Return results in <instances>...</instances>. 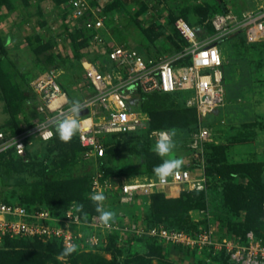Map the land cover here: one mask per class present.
I'll return each mask as SVG.
<instances>
[{"label": "trees", "instance_id": "1", "mask_svg": "<svg viewBox=\"0 0 264 264\" xmlns=\"http://www.w3.org/2000/svg\"><path fill=\"white\" fill-rule=\"evenodd\" d=\"M52 7L59 13L61 6H64L67 0H49ZM137 0H111L109 3H103V0H89L91 6H100L103 19V27L107 32H100L103 40L102 46L91 52V58L86 54L78 52L77 47L88 49L91 32L84 30L79 26L68 27L66 18L69 10L64 8L60 12V36L64 42L70 46L73 59H68L54 49L55 42L39 43L35 53L41 56L45 69L60 70L64 72V64L67 63L70 68V74L75 73L76 82L82 85L81 92L85 97L93 95L92 88L83 79L82 61L95 63L102 72L107 68L106 53L110 47H107L105 41L109 36L117 45L127 48L137 47V51L144 61L157 60L162 58L160 53H151L148 44L139 37L134 29L139 28L138 18L147 10L142 2L136 4V10L130 14L126 11L129 21L126 25H114L109 17L111 12L124 10L125 6ZM0 7H8L7 0H0ZM191 11L198 17L197 23L205 30L208 36L212 35L213 30L205 21L215 14H223L227 9L220 1L215 2L213 6L189 5ZM186 9V8H185ZM180 10L175 15H168L167 26L170 28L171 35H166V39L173 47L169 52L170 56L182 52L187 43L177 34L173 23L177 19H182L192 30V25L186 21V10ZM125 12V10H124ZM57 13V14H58ZM238 13V12H237ZM42 26V24H40ZM148 29H152L151 23ZM229 38L240 39L245 45H264V43L246 44L241 34H235ZM201 40V39H199ZM5 43L0 38V69L2 59L5 57ZM133 49V48H132ZM90 50V49H88ZM142 54H141V53ZM221 55V51L219 50ZM70 60V61H69ZM189 65V58L184 57L173 61V67ZM49 70V71H50ZM8 82L16 85H23L19 79L22 77L14 69L8 72ZM61 76V75H59ZM58 81V78L56 82ZM13 86V85H12ZM18 87V86H17ZM2 89V87L0 86ZM68 104L71 101L70 96L65 91ZM186 91H178L170 94L150 93L143 94L135 91L128 104L132 110H137L147 116L146 128L136 132L110 136L101 141L103 155L95 161H87L92 164L93 170L86 177H68L62 179H47V172L57 164V158L63 156L81 157V148L76 139L73 138L65 143L59 140L55 133V124L51 127L53 133L51 139L47 142L34 141L30 147H25L24 155L18 157L12 149L0 153V199L6 204H18L26 210L46 209L51 215L60 216L76 201L84 205L83 212H73L79 217L82 223H88L92 216L98 215L95 211V205L89 199L90 179L94 173H101V179H113L120 183L125 175H117L113 171V161L122 153L130 154L136 157L133 165L132 174L136 177L154 178L153 168L162 163L161 157H158L153 151L154 141L148 137L151 131L175 130L185 132V142L188 145L190 136L197 129V116L194 108L184 106ZM177 96L180 98L179 106H169L166 101L169 97ZM4 111L9 116V121L0 126V131L7 127H12L10 132H3L6 138L19 134L26 128L21 129L15 123L10 97L3 96ZM43 116L39 115V120ZM31 127V126H30ZM184 142V144H185ZM184 145V151L192 152L187 145ZM45 152L43 158H37V151ZM182 149V148H181ZM37 152V153H36ZM86 161V160H85ZM192 166L200 171L206 179V191H180L176 195L165 192H156L147 196H135L130 204H119L118 192L110 191L106 194L111 196L113 202L118 204V210L123 213L118 215L114 222L122 223V217L127 218L129 223L138 224L145 229L161 226L165 229L184 231L194 233L198 229L205 227L206 219L202 218L201 223H192L189 219V213L203 210L208 206L210 222L213 224L220 220L225 224L226 232L229 234L218 235L217 238L229 235L243 236L247 232L255 236L264 238V226L259 218L261 214L260 206L264 202V182L262 181V163L255 162L250 164H221L213 167H201L200 163L192 157L191 162H187L180 170H192ZM25 167H32L35 170L29 179H20L15 177V182L9 179L13 174H20ZM190 174V172H189ZM128 177V176H127ZM237 179L244 180L245 185L240 186L235 183ZM11 187V188H10ZM108 199V198H107ZM119 212V211H118ZM84 213H87V220H84ZM122 215V216H121ZM126 238L127 241L143 243L145 253L132 254L130 258L122 263L113 260L107 261L102 256L91 252L77 251L68 257L67 260H59V255L63 248L57 241L42 242L38 239H7L0 242V264H152V259H156V264H170L163 260L165 255L164 247L169 246L155 239L142 236L136 237L131 233H109L105 235L106 248L116 247ZM100 246V245H99ZM171 246V245H170ZM177 247V246H174ZM181 248V247H177ZM184 249V248H181ZM187 250V249H185ZM190 251V250H187ZM194 257V264H231L222 253L210 255L206 251L190 252Z\"/></svg>", "mask_w": 264, "mask_h": 264}, {"label": "built area", "instance_id": "2", "mask_svg": "<svg viewBox=\"0 0 264 264\" xmlns=\"http://www.w3.org/2000/svg\"><path fill=\"white\" fill-rule=\"evenodd\" d=\"M64 8L69 10L67 19L72 26L91 32L88 49H99L103 44L100 32L104 31L101 7L91 6L89 0H67ZM205 23L209 24L213 33L197 40L194 31L182 19L174 21V29L187 46L173 59L162 57L144 61L134 49L114 45L106 53L109 65L104 71L100 72L95 63L81 62L82 77L93 90L92 96L80 100L86 111L81 118L91 120L76 133L82 159L95 161L101 158V141L110 136L146 128L147 116L132 110L128 104L135 91L143 94L191 92V96L184 100V106L195 109L198 123L187 147L192 151L193 158L201 157L202 143L209 137L210 131L200 126V122L208 113L222 106L225 97L222 59L217 43L235 34H241L246 44L264 43V1L253 11L235 13L227 10L223 14L212 15ZM185 56L189 58V65L172 66L173 61ZM60 74V70H50L33 81L32 88L39 99L37 110L43 118L12 137L6 138L0 131V153L12 149L16 156L22 157L25 147H30L34 141L47 142L51 139L52 136L45 138V134L52 132L57 116L68 108L67 96L56 82ZM154 132L159 131H151L148 137L155 142ZM199 162L204 167L202 160ZM169 186L182 187L181 191L205 192L206 179L202 173L200 177L192 178L187 170H179V174L170 176L165 184H160L155 177L121 178L118 183L112 178L101 179V173L96 172L90 179L89 192H118L119 204H130L135 196L163 192ZM260 210L259 220L264 226V202ZM197 212L206 219L205 227L187 233L161 226L145 229L129 223L126 218L120 224L113 222L110 227H104L98 215L92 216L88 223H82L73 212V207L55 216L46 209L26 210L0 199V242L4 238L38 239L44 243L57 241L62 248L67 243L77 247H96L106 243V234L126 232L190 251H206L210 255L222 253L231 264H264V238L258 239L251 232L241 237L217 238L216 230L209 221L208 206Z\"/></svg>", "mask_w": 264, "mask_h": 264}, {"label": "rangeland", "instance_id": "3", "mask_svg": "<svg viewBox=\"0 0 264 264\" xmlns=\"http://www.w3.org/2000/svg\"><path fill=\"white\" fill-rule=\"evenodd\" d=\"M110 1L103 0V3H109ZM218 1L227 10L237 13L253 11L264 0H137V2L135 1L125 6V12L124 10H116L111 12L109 17L114 25H126L129 21L126 11L132 14L136 10L138 2L144 3L147 10L138 18L140 24L139 28L134 29L135 33L144 39V43L149 45L151 53L158 52L161 57L173 59L175 55H169V52L173 51V47L166 39V35L173 37L170 28L166 24L168 15H175L186 8V22L192 25L195 37L199 40L208 37V34L196 22L198 17L191 11L189 5L213 6ZM7 3L9 9L0 7V38L2 41H7L11 38L12 44L4 47L6 55L2 59L0 69V86L2 87V89L0 88V126L9 121V116L4 111V102L2 100L3 96H6L10 97L15 123L23 129L38 122L39 115H41L37 110L39 99L32 88V83L50 70L45 69L42 57L36 55V47L40 42H55L54 49L57 53H61L70 60L73 58L70 46L60 36V12L64 11V6H61V11L59 10L58 13L49 0H7ZM66 23L68 27H72V23L67 18ZM150 23L152 29H148ZM107 30L104 28L103 32L109 33ZM105 44L107 47L117 45L110 36L109 40L105 41ZM77 48L79 53L86 54L91 58L93 50H88L84 47ZM132 48L136 49L137 47L133 45ZM217 48L221 51L224 102L222 106L208 113L201 120L200 126L207 127L211 134L217 133L216 140L222 143L220 145H225V151L221 154L222 156L219 155L220 151L218 150L214 151L212 156L206 154L209 157L205 158L203 165L204 167H213L217 161H219L218 163L226 164L259 162L263 165L261 177L264 182V45L248 46L240 39L226 37L217 43ZM106 64L108 67L109 62L107 59ZM64 67L63 75L60 74L61 76L58 77L57 81L59 88L61 90L65 89L71 100L74 98L79 100L85 98V93L80 90L82 85L76 82L74 78L76 74H70V68H67V63L64 64ZM10 69H14L22 76L19 80L21 82L24 81L23 85H16V81L11 85L9 84L7 72ZM185 95L186 98L190 97L191 92H186ZM166 104L179 106L180 98L177 96L169 97ZM11 129L12 127H7L2 130V133L10 132ZM185 138V132L175 131L173 139L176 148L166 158L182 157L183 165L191 162L192 153L183 150L186 144ZM37 152L38 159L44 157L45 152L40 151V148H38ZM195 159L198 162L201 161L200 156ZM135 162L136 157L131 155V153H122L113 161V171L117 175L123 176L125 174L123 176L125 179H134L136 176L131 172ZM35 170L37 169L25 167L22 173L13 174L14 177L9 179L12 183L15 182V177L16 179H29L34 177L32 173ZM92 170V164L82 159V157L62 155L57 158V164L51 167L46 177L47 179L86 177ZM188 172H190L192 178L201 176V172L193 166L192 170ZM235 183L240 186L245 185L244 180L241 179H237ZM166 188L163 189V192ZM168 188H174L180 192L182 187L169 186ZM104 207L106 210L117 212L118 215L120 213L123 214L120 211L121 209L118 210V204L115 205L109 195H106ZM188 215L192 223L204 224L203 222L201 223L202 218L198 212H192ZM122 218L125 219L124 217ZM213 226L218 235L229 234L226 232L225 224L220 220L213 223ZM229 236L239 237V235ZM255 237L263 239L262 236ZM105 245L106 243L96 247L79 245L77 249H79V252L96 253L107 261L113 260L117 263H122L130 258L132 254L143 255L145 253L143 243L127 241L126 238H123L120 244L117 243L116 247L104 250L106 248ZM164 248L166 249L163 260L167 261V263L194 264V257L190 253L192 251L170 245ZM59 260L66 261L67 259L59 258ZM152 264H156V259H152Z\"/></svg>", "mask_w": 264, "mask_h": 264}, {"label": "clouds", "instance_id": "4", "mask_svg": "<svg viewBox=\"0 0 264 264\" xmlns=\"http://www.w3.org/2000/svg\"><path fill=\"white\" fill-rule=\"evenodd\" d=\"M12 39L9 38L6 41L5 46H10ZM83 106L79 99H73L69 102L66 112L60 113L55 122V133L59 140L62 142H69L73 136L82 130L83 126L90 124V119H82L81 112ZM52 132L45 134V138L52 136ZM153 135L156 137L155 143L152 146V151L162 159V163L156 165L153 168V174L160 184L167 183L170 176L178 175L179 170L183 165L182 157L166 158L169 157L173 150L176 148L174 142L175 130H161L154 132ZM127 190V186H125ZM90 201L95 205V211L98 213V220L104 227H110L111 223L115 221L116 213L113 211L106 210L104 207V201L106 196L103 192H93L89 195ZM72 206L77 213L83 212L84 205L76 201L72 202ZM84 220H87V213H84ZM77 251V245L67 243L61 251L58 258H64L72 255Z\"/></svg>", "mask_w": 264, "mask_h": 264}, {"label": "crops", "instance_id": "5", "mask_svg": "<svg viewBox=\"0 0 264 264\" xmlns=\"http://www.w3.org/2000/svg\"><path fill=\"white\" fill-rule=\"evenodd\" d=\"M216 139H217V133H215V132L212 134L210 133L209 137L202 143L200 152H201V160H202L203 164L205 163V158L212 156L214 154L213 153L214 151H216V150L220 151L219 155L224 153L225 145H220L222 143H220V141L218 142ZM209 152H211V154H209ZM206 154L209 156H207ZM218 162L219 161L216 162L217 165L226 164V163H218ZM233 164H236V163H233ZM238 164H245V163H238ZM164 192L172 194V195H176L178 191L175 190L174 188H168L167 187Z\"/></svg>", "mask_w": 264, "mask_h": 264}, {"label": "water", "instance_id": "6", "mask_svg": "<svg viewBox=\"0 0 264 264\" xmlns=\"http://www.w3.org/2000/svg\"><path fill=\"white\" fill-rule=\"evenodd\" d=\"M84 114H86V111H85V110H83V111L81 112V116H83Z\"/></svg>", "mask_w": 264, "mask_h": 264}, {"label": "bare ground", "instance_id": "7", "mask_svg": "<svg viewBox=\"0 0 264 264\" xmlns=\"http://www.w3.org/2000/svg\"><path fill=\"white\" fill-rule=\"evenodd\" d=\"M55 102H53V104H54Z\"/></svg>", "mask_w": 264, "mask_h": 264}]
</instances>
